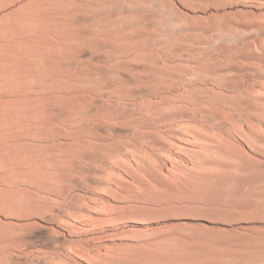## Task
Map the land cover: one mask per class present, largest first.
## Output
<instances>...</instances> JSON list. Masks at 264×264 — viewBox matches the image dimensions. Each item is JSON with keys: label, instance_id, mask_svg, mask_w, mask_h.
Here are the masks:
<instances>
[{"label": "rangeland", "instance_id": "374dc122", "mask_svg": "<svg viewBox=\"0 0 264 264\" xmlns=\"http://www.w3.org/2000/svg\"><path fill=\"white\" fill-rule=\"evenodd\" d=\"M0 264H264V0H0Z\"/></svg>", "mask_w": 264, "mask_h": 264}, {"label": "bare ground", "instance_id": "6f19581e", "mask_svg": "<svg viewBox=\"0 0 264 264\" xmlns=\"http://www.w3.org/2000/svg\"><path fill=\"white\" fill-rule=\"evenodd\" d=\"M109 120H110V119H109ZM125 121H126V120H125ZM131 121H132V122H137V119H132Z\"/></svg>", "mask_w": 264, "mask_h": 264}]
</instances>
